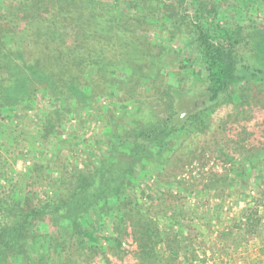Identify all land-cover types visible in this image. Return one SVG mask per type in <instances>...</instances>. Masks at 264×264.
<instances>
[{
  "label": "trees",
  "instance_id": "16d2710c",
  "mask_svg": "<svg viewBox=\"0 0 264 264\" xmlns=\"http://www.w3.org/2000/svg\"><path fill=\"white\" fill-rule=\"evenodd\" d=\"M263 8L264 0H13L0 8V112L15 114L44 93L55 100L56 111L70 116L74 106L90 102L83 93L91 78L82 81L75 66L95 65L111 74L119 46L125 53L121 39H142L139 29L152 53L139 77L150 118L133 126L106 122L103 157L62 171L55 184L23 198L0 193V264H76L85 253L104 256L107 248L126 253L128 236L147 264H188L189 248L195 247L190 222L199 218L183 214L176 200L148 195V179L161 176L188 138L207 132L221 105L241 107L253 87L264 93ZM15 25L29 33L30 44L49 50L48 65L7 45ZM111 26L119 30L105 59L97 42ZM59 66L68 74L59 77ZM248 168L241 174L254 170ZM251 221L245 214L231 232L241 233ZM247 232L263 244L253 236L255 228ZM227 251L214 249L211 264H227Z\"/></svg>",
  "mask_w": 264,
  "mask_h": 264
},
{
  "label": "rangeland",
  "instance_id": "374dc122",
  "mask_svg": "<svg viewBox=\"0 0 264 264\" xmlns=\"http://www.w3.org/2000/svg\"><path fill=\"white\" fill-rule=\"evenodd\" d=\"M10 1L13 0H0V8L8 7ZM76 7L84 15L80 4ZM259 19L264 21V12ZM14 28L15 36L5 39L7 45L11 49L25 50L29 60L40 56L48 65L49 50L47 52L39 43L30 44L31 36L25 28L18 25ZM110 29L103 30L97 42L96 50H101L105 59L112 35L119 30ZM125 31L127 33L126 26ZM152 36L147 32L149 40ZM138 37L142 39H121L119 44L125 48V53L119 46L111 74L95 65L94 68L88 64L74 67L82 81L90 77L91 83L85 86L83 93L89 104L74 106L73 116L66 114L65 109L56 111L55 100L44 93L15 114L0 112V193L23 198L27 191L38 192L48 182L55 184L62 171L83 169L88 162L103 157L108 141V132L103 130L106 122L133 126L136 121L150 118L146 110L149 97L142 90L139 77L142 62L152 53L146 52L147 40L141 29ZM152 48L158 51L154 43ZM137 51L142 54H136ZM108 57H111L109 53ZM125 58V64L120 62ZM62 70L66 69L59 66L56 70L59 77L68 74L60 72ZM240 105L228 102L221 105L212 115L207 132L188 138L177 148L161 176L148 179L151 185L148 195L171 202L176 200L179 207L183 206V214L199 218L190 222L195 247L189 248L193 253L188 254V264H201L202 260L211 264L214 249L223 247H228L227 264H256L258 256L264 264V250L258 249L260 241L251 240L252 234L247 232L255 228L257 233L253 236L258 234L264 243V93L253 87L248 91L246 102ZM248 167L254 170L241 174L242 170L248 171ZM144 195L146 197L147 193ZM245 214L252 217L250 225L254 226L245 228L243 225L241 233L231 232L234 225L242 226ZM257 218H260L259 223ZM238 236L247 240L243 242ZM234 243L237 249L232 248ZM123 249L126 253L115 254L107 248L104 256L90 258L82 253V259L76 264H147L138 256L140 251L131 237L123 241Z\"/></svg>",
  "mask_w": 264,
  "mask_h": 264
},
{
  "label": "crops",
  "instance_id": "0c3cea01",
  "mask_svg": "<svg viewBox=\"0 0 264 264\" xmlns=\"http://www.w3.org/2000/svg\"><path fill=\"white\" fill-rule=\"evenodd\" d=\"M264 243L263 244H260V245H258V246H260L258 249L260 250V249H262V250H264ZM261 250V251H262ZM256 256V255H255ZM255 258V257H254ZM258 259H257V261H256V264H260V262H261V260H260V257L258 256L257 257ZM262 264V263H261Z\"/></svg>",
  "mask_w": 264,
  "mask_h": 264
}]
</instances>
